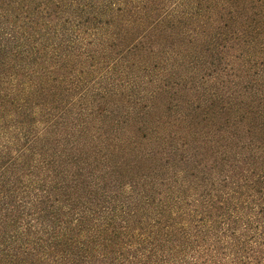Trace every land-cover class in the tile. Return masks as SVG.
Wrapping results in <instances>:
<instances>
[{"label":"trees","instance_id":"obj_1","mask_svg":"<svg viewBox=\"0 0 264 264\" xmlns=\"http://www.w3.org/2000/svg\"><path fill=\"white\" fill-rule=\"evenodd\" d=\"M0 264H264V0H0Z\"/></svg>","mask_w":264,"mask_h":264}]
</instances>
